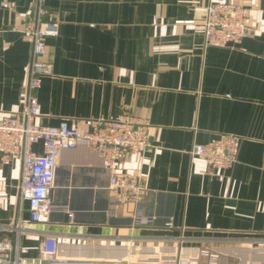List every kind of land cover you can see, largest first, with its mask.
<instances>
[{
	"label": "crops",
	"instance_id": "crops-1",
	"mask_svg": "<svg viewBox=\"0 0 264 264\" xmlns=\"http://www.w3.org/2000/svg\"><path fill=\"white\" fill-rule=\"evenodd\" d=\"M209 1L41 0L58 31L45 40L52 71L34 91L35 120L84 129L133 112L148 117L151 144L116 165L145 186L134 202L114 197L111 168L85 140L63 149L47 222L29 220L21 158L0 160V236L18 240L26 264H47L46 235L58 257L94 264H264V0H232L249 7V33L227 46L203 45ZM36 2L0 0V112L24 100L31 42L21 28ZM221 131L241 135L230 167L191 155Z\"/></svg>",
	"mask_w": 264,
	"mask_h": 264
},
{
	"label": "built area",
	"instance_id": "built-area-1",
	"mask_svg": "<svg viewBox=\"0 0 264 264\" xmlns=\"http://www.w3.org/2000/svg\"><path fill=\"white\" fill-rule=\"evenodd\" d=\"M249 7L232 0H210L202 22L203 45L227 46L240 41L249 33L245 22ZM192 21V20H189ZM58 31V20L37 0L33 13L24 22L22 36L31 42V55L26 80V92L19 110L0 112V160L21 158L20 196L29 204V220L47 222L52 209L51 189L60 152L74 148L78 140H85L111 168L108 187L119 201H136L145 191L141 179L117 169L118 161L129 153L142 152L151 144L147 116L122 112L116 116L100 115L91 118L88 126L80 129L65 120L58 124H44L35 120L41 104L34 91L42 77L52 71V64L42 56L46 51V37ZM241 135L221 131L205 142H193L192 156L199 157L214 168L230 167L237 159ZM40 143L41 151L33 148ZM18 227L21 222H18ZM13 226L10 229H14ZM54 235L42 238L39 257L47 264H94L90 259L60 258L57 256ZM17 239L7 234L0 236V264H26L20 254ZM209 260V264H214ZM111 264H127L113 260ZM176 264H200L196 259H180Z\"/></svg>",
	"mask_w": 264,
	"mask_h": 264
}]
</instances>
